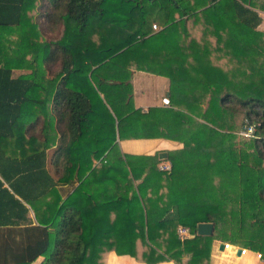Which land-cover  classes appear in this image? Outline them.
Here are the masks:
<instances>
[{"label":"trees","instance_id":"1","mask_svg":"<svg viewBox=\"0 0 264 264\" xmlns=\"http://www.w3.org/2000/svg\"><path fill=\"white\" fill-rule=\"evenodd\" d=\"M182 1L0 0V174L7 179L17 175L13 186L17 198L0 182L1 190L17 207V230H8L7 240L0 243V264H31L45 253L43 264H106L104 256L110 250L136 256L139 237L147 246L143 256L149 264L170 257L181 264V255L203 243L206 251L194 249V264L208 255L216 238L241 243L264 255V85L234 87L232 92L218 83H184L185 76L204 75L205 66H200V57H196L197 65L190 66L185 59L187 63L176 66L171 77L172 102L186 112L159 110L156 114L161 123L148 126L158 129L162 125L159 136H177L184 142L182 150L170 152V172L159 170L158 153L124 159L115 143V120L94 86H103L100 78L126 82L128 78H121L119 68L131 61L138 69L162 72L160 63L172 61L173 55L168 54L182 46L179 34H186L192 16ZM220 2L211 0V7L220 6ZM234 5L246 26L260 22L252 9L239 1ZM31 11L39 14L38 19L32 20ZM153 17L162 26L160 31H154ZM4 32H16L18 38L2 37ZM41 34L44 41L39 40ZM17 48L35 49L33 61L46 62L50 68L62 64L54 100L60 141L52 163L58 178L48 169L43 133H29L26 128L29 122L38 124L40 118L29 107L35 104L36 114L45 115V101L17 102L19 96L29 98L33 83V73L13 76L17 61L30 54ZM107 71H113L112 75L102 74ZM99 106L107 111L101 112ZM237 114L260 123L255 136L243 137V142L234 132L245 124L235 122ZM126 118L119 120L120 136ZM46 124L45 120L43 126ZM138 124L133 128L146 127ZM12 137L17 140V151L10 154L4 143ZM115 155L118 163L124 164L123 171L112 162ZM95 159H101L96 166ZM163 173L173 190L168 196L171 205L158 214L149 213L145 224L134 210L141 209L140 196L144 197L145 190L151 186L157 189ZM95 177L100 184L94 187ZM97 191L103 199L99 200ZM130 191L133 198L128 202L123 194ZM4 199L1 196L0 201ZM228 202L231 208L227 212L223 207ZM112 204L121 208L115 221H110ZM124 204L128 205L125 211ZM171 206H175L172 211ZM32 209L38 223L30 216ZM53 220L51 234L48 225ZM201 222H212L214 234L198 235ZM179 225L195 236L182 240ZM15 237L17 244L10 241Z\"/></svg>","mask_w":264,"mask_h":264},{"label":"crops","instance_id":"2","mask_svg":"<svg viewBox=\"0 0 264 264\" xmlns=\"http://www.w3.org/2000/svg\"><path fill=\"white\" fill-rule=\"evenodd\" d=\"M220 6L211 7L214 3L211 0H183L182 4L192 16L188 19L189 35L191 41L195 45V53L193 54L197 58L200 57V63L190 59V66L197 65V63L203 65L206 71L204 75L195 77V84H221L227 90L235 92L234 87H246V86H261L264 85V0H218ZM234 1L241 2L244 6L252 9L260 17V22L253 27L246 26L237 14ZM207 10L204 14V10ZM38 11V10H37ZM32 20H36L39 17L38 13L31 11L28 13ZM252 20H256L255 17H250ZM160 25V24H159ZM155 32L160 30H154ZM11 36L13 39L18 38V33H2V37ZM39 40L44 41V36L39 35ZM35 49L17 48L20 52H29L26 56V60L17 61L13 67V76L19 77L22 74L33 73L30 89V96H19L17 98L18 103L25 101H31V103H43L45 101V115L36 112L38 108L36 105L29 107L30 110L35 113L36 117H40L38 124L29 122L27 124V131L29 133H43L44 146L48 153V169L55 176L53 161L55 160V150L57 149L60 141V131L58 130V118L54 110L55 94L59 87L60 76L58 71L61 69L62 64L54 68H50L46 62H34L32 53ZM193 50L192 48L190 49ZM30 60V61H29ZM176 58L171 62L166 60L160 63L157 73L138 69L135 62L126 63V67L119 69L121 78H128L126 82H120V80L104 79L100 78L103 84L101 88L94 84L95 88L100 91V95L106 104L108 111L111 113L115 120L116 140L115 143L119 146L120 152L126 160V156H140V155H155L161 152H167L168 157L160 159L158 166L162 172H170V170H163L160 168L162 164L172 161L170 159V152L180 151L184 148V142L180 138L170 136H159L162 131V125L158 129H151L148 126L154 124L158 127L161 123V117L156 114L159 110L172 108L175 110H181L180 106H174L172 102L171 84L172 76L177 64H175ZM29 66V68H27ZM112 72L107 71L102 73L104 76L112 75ZM129 76V77H128ZM56 78V79H55ZM122 83V84H121ZM115 84H120L118 87ZM231 87V89L227 88ZM240 90L238 91V94ZM168 96L170 98V105H165L162 101L163 97ZM2 98V97H1ZM32 108V109H31ZM101 112L105 110L102 107H98ZM30 111V114H31ZM25 112V108L23 109ZM155 113V115H151ZM28 114V116H31ZM25 115H27L25 113ZM127 117L126 123L122 130V136L119 132V120L121 117ZM106 116V115H105ZM47 122L46 126L43 123ZM138 122V123H136ZM136 124L140 126L143 124L146 127L136 130L133 128ZM166 130V129H165ZM24 131V130H23ZM165 132V131H164ZM167 133V132H165ZM17 137V136H15ZM4 147L8 150V153L13 154V151H17L16 138H9L4 143ZM101 147V146H98ZM15 154V152H14ZM101 159L94 160V166L99 164ZM112 162L118 163V156L115 155ZM151 161H146L149 164ZM129 165V164H127ZM117 166L121 171L124 170V164L118 163ZM173 166V165H172ZM130 169V167H127ZM15 171V169H13ZM10 174V173H9ZM146 173H142L141 176H145ZM8 179L0 174V182L2 188H7L11 195L17 198V192L13 190V186L17 185V175H8ZM163 179L157 181V189L155 186H151L140 196L141 209L136 207L134 212L140 217H143L144 223L147 224L149 220V213L158 214L160 209L166 208L171 205L169 200L170 195L173 194L170 186L166 183V175L163 173ZM138 182V181H137ZM136 182V183H137ZM94 187L96 184H100L98 179L93 181ZM102 185V184H101ZM156 190V191H155ZM96 191V190H95ZM3 192V193H2ZM98 192V191H97ZM99 193V192H98ZM1 196H5L8 200V205L2 200L0 201V243L7 240L8 230H17V207L10 199L9 195H5L4 191L0 188V200ZM127 201L133 198L132 191L125 192L123 194ZM169 196V197H168ZM103 199V196L99 193V200ZM105 199V198H104ZM127 203V202H126ZM112 204L110 208L111 220L115 221L116 214L120 212L121 208ZM175 206H171L172 211ZM123 210L128 209V205L124 204ZM164 211V210H163ZM170 211V212H171ZM167 215V214H166ZM30 216L34 219L35 223H38L35 219V213L30 210ZM138 217V219L140 218ZM139 221V220H138ZM141 222L143 223L142 219ZM55 221L48 225V229L52 234ZM126 225V224H125ZM183 226L179 225L178 227ZM139 227V224L136 225ZM177 227V229H178ZM148 228L145 225V229ZM215 232V231H214ZM195 235L193 234L192 237ZM166 236L158 239L159 243L163 244ZM190 237V238H192ZM143 238L136 239V256L128 253L119 254L116 250L108 251L104 256L106 264H149L146 262L143 253L147 250V246L143 243ZM11 242L17 244V237L11 238ZM225 242L229 244L230 248L220 249V243ZM240 243V242H239ZM234 244L227 242L222 238H216L212 241L210 248H208V255H202L198 261L194 264H264V258L258 256V252L249 247L246 253L238 255L236 251L231 250ZM250 245V244H249ZM205 249V245L201 243L199 246L190 249L187 253L180 256L181 264H191L194 259V249ZM161 251V250H159ZM206 251V249H205ZM47 254H42L36 258L31 264H43L47 258ZM154 264H178L175 258H169L168 260L157 262Z\"/></svg>","mask_w":264,"mask_h":264},{"label":"rangeland","instance_id":"3","mask_svg":"<svg viewBox=\"0 0 264 264\" xmlns=\"http://www.w3.org/2000/svg\"><path fill=\"white\" fill-rule=\"evenodd\" d=\"M152 21H153V23H157L158 24V26H161V25H159L160 23L158 22V20L157 19H155L154 17L152 18ZM98 24H99V21H98ZM153 25V24H152ZM188 27L190 26V24H188L187 25ZM100 28H101V26H99ZM187 27V28H188ZM103 28V27H102ZM103 32L104 31H106V30H102ZM180 38V39H179ZM179 40H180V43H181V47H179V48H176L177 46H175V48L176 49H172L171 50V53L170 54H168L169 56L172 54L173 55V57L172 58H176V60L174 61L175 62V64H177V65H179V66H181L182 64L181 63H187L188 61H190V59L193 57V59L194 60H196V56H194L193 54L195 53L194 51H195V45H194V42H192L191 41V38H190V35H189V30H187V32H186V34H184V35H180L179 34ZM94 39L95 40H97L98 39V36H97V38H96V36H94ZM99 41V40H98ZM193 49L192 51L190 50V49ZM165 52V54H167L168 52L167 51H164ZM188 57V58H187ZM185 59H187L186 61L187 62H185ZM184 61V62H183ZM197 61V60H196ZM151 72V71H150ZM171 72H175V71H171ZM153 73H155V72H153ZM157 73V72H156ZM175 75V74H174ZM199 76H201V74H197V77L199 78ZM195 77H196V75H192V76H185V77H183V81H184V83H187V81L188 80H191V81H193L194 79H195ZM259 88V87H258ZM242 89V88H241ZM264 89V88H263ZM261 92V91H260ZM262 93V92H261ZM242 96H244V94L242 95ZM242 96H240V97H242ZM248 96H250V94H248L247 93V97ZM182 111H184V112H186V110L183 108V109H181ZM198 119V118H197ZM243 121H245V118H244V115L243 114H237V116H236V123H241V122H243ZM241 130L242 129H236L234 132L237 134V136L239 137V141L241 140L242 142L243 141H245L246 140V138L244 139L243 137L244 136H242L241 134H240V132H241ZM240 138H243V139H240ZM248 138V137H247ZM252 138V137H251ZM159 167V166H158ZM230 208H231V204L228 202V203H226V207L224 206L223 207V210L224 211H230ZM230 213V212H229ZM226 227H227V232H228V234H230V232L232 231L231 230V228L230 227H228V225H226ZM235 246H238V245H235ZM241 246V245H240ZM256 252H259L258 250H255ZM259 253H261V252H259ZM262 254V253H261ZM262 258H264V255L262 256Z\"/></svg>","mask_w":264,"mask_h":264},{"label":"built area","instance_id":"4","mask_svg":"<svg viewBox=\"0 0 264 264\" xmlns=\"http://www.w3.org/2000/svg\"><path fill=\"white\" fill-rule=\"evenodd\" d=\"M162 26H158L157 23H153V29L154 30H161ZM163 103L165 105H170V98L168 96L163 97L162 99ZM260 123L259 122H251L249 120H245V124L242 127V130L240 132V134L244 137H254L257 131V127ZM161 169L163 170H170L172 168V165L170 162L162 164L160 166ZM178 235L179 237L184 240L187 238H190L193 236L192 232L190 231V229L188 227L185 226H180L177 229ZM227 248H230L229 244H226ZM247 251V249H243V254H245ZM258 256L262 257V254L258 252Z\"/></svg>","mask_w":264,"mask_h":264},{"label":"water","instance_id":"5","mask_svg":"<svg viewBox=\"0 0 264 264\" xmlns=\"http://www.w3.org/2000/svg\"><path fill=\"white\" fill-rule=\"evenodd\" d=\"M160 159L167 158L168 153L167 152H161L159 154ZM197 234L203 235V236H211L214 234V224L212 222H201L197 226ZM226 243L221 242L220 243V249H225ZM231 250L236 251L238 255H241L243 252L242 247H237L235 245H232Z\"/></svg>","mask_w":264,"mask_h":264}]
</instances>
